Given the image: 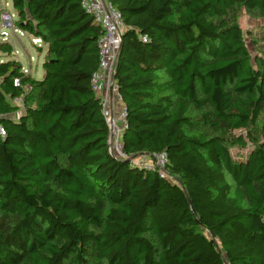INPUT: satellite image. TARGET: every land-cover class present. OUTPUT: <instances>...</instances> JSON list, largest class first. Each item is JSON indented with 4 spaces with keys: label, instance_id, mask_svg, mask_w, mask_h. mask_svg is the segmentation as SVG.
<instances>
[{
    "label": "trees",
    "instance_id": "16d2710c",
    "mask_svg": "<svg viewBox=\"0 0 264 264\" xmlns=\"http://www.w3.org/2000/svg\"><path fill=\"white\" fill-rule=\"evenodd\" d=\"M108 1L123 151L164 152L168 176L108 153L101 30L81 0H11L46 52L36 79L0 40V264H264V59L237 21L264 0Z\"/></svg>",
    "mask_w": 264,
    "mask_h": 264
},
{
    "label": "built area",
    "instance_id": "2783aa9c",
    "mask_svg": "<svg viewBox=\"0 0 264 264\" xmlns=\"http://www.w3.org/2000/svg\"><path fill=\"white\" fill-rule=\"evenodd\" d=\"M81 6L86 13L92 16L93 22L101 30L96 41L99 62L96 70L91 75L90 84L95 95L100 100L101 114L108 127V153L115 159L129 161L134 166L157 171L162 177H167L168 175L165 171L167 156L164 152L142 155L147 157V160L144 161L137 159L139 157L133 158L123 151L122 134L126 126L124 120L125 114L123 105H120V96L118 95L117 85L113 76L119 45L121 43V35L124 29L120 12L108 0H81ZM2 10L0 14L2 27L0 31L1 41H8L10 33L15 36L28 35L32 45L36 47L42 46L40 38L27 34L15 25L17 18L14 12L9 11L6 7ZM16 53L14 51V54ZM29 60L31 62L32 58H29ZM21 71L25 74H30L32 70L31 68H23L21 65ZM12 83L14 87H20L18 78H14ZM21 88L23 90L27 89L25 86ZM11 102L21 106L22 97H15L11 99ZM4 135V127L0 124V136L3 137Z\"/></svg>",
    "mask_w": 264,
    "mask_h": 264
},
{
    "label": "rangeland",
    "instance_id": "374dc122",
    "mask_svg": "<svg viewBox=\"0 0 264 264\" xmlns=\"http://www.w3.org/2000/svg\"><path fill=\"white\" fill-rule=\"evenodd\" d=\"M4 7L8 8L9 11L11 10L14 12L11 7V0H0V14ZM237 21L243 32L246 46L252 58L255 56H260L264 59V18L260 17L257 11H248L242 8L238 12ZM1 29L2 27L0 21V31ZM8 41L11 42L14 50L17 52L13 56L14 59L19 61L23 68H31V73L34 78L41 79L44 73L42 68L43 55L35 45H32L30 37L28 35L15 36L14 34L10 33ZM29 58H32L31 62ZM21 111L22 109H18L17 112L12 114V119L16 120L17 114H20ZM234 133H243L244 135L245 131L236 130ZM252 133L258 138L259 141L264 140V113L258 118L256 127ZM249 150L250 145H247V147L244 149L231 148L230 153L234 159L243 160ZM137 159H142L145 161L147 160V157L141 156Z\"/></svg>",
    "mask_w": 264,
    "mask_h": 264
},
{
    "label": "crops",
    "instance_id": "0c3cea01",
    "mask_svg": "<svg viewBox=\"0 0 264 264\" xmlns=\"http://www.w3.org/2000/svg\"><path fill=\"white\" fill-rule=\"evenodd\" d=\"M7 42H8V43L11 45V47H12V53H11V56H10V57H11L12 59H14V57H13V56L15 55V54H14V51H15V50H14V47H13V45L11 44V42H9V41H7ZM45 52H46V45L43 44V45H42V51H41V54L43 55V57H44ZM0 55H1V53H0ZM42 59H43V58H42ZM30 74L32 75L31 72H30ZM36 79H37V78H36ZM116 105H117V104H116ZM120 105H121V103H120ZM20 109H22V108H20Z\"/></svg>",
    "mask_w": 264,
    "mask_h": 264
},
{
    "label": "water",
    "instance_id": "95a60500",
    "mask_svg": "<svg viewBox=\"0 0 264 264\" xmlns=\"http://www.w3.org/2000/svg\"><path fill=\"white\" fill-rule=\"evenodd\" d=\"M120 46H121V43H120V45H119V48H120Z\"/></svg>",
    "mask_w": 264,
    "mask_h": 264
}]
</instances>
